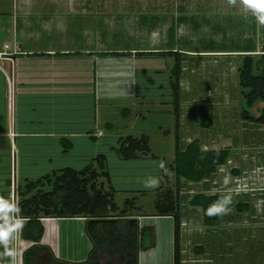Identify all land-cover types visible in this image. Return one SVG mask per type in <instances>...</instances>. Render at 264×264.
Here are the masks:
<instances>
[{
    "label": "crops",
    "instance_id": "0c3cea01",
    "mask_svg": "<svg viewBox=\"0 0 264 264\" xmlns=\"http://www.w3.org/2000/svg\"><path fill=\"white\" fill-rule=\"evenodd\" d=\"M223 24L229 32L232 27V34L235 25L242 24L244 39L250 45L192 47L198 31L213 35V26ZM253 24L254 30L258 25L261 29L253 9L240 0L235 5L228 0H0V197L11 202L13 175L19 193L29 181L65 167L83 170L108 153L109 146L115 151V143L131 136L128 133L133 129L128 125L129 130L121 132L117 130L119 123L139 119L143 116L142 105H148V94L139 87L138 72H171L173 53H177L182 66L181 148L194 139L200 140L203 149L230 148L229 159L223 164L228 168L226 194L201 185V189H190L192 195H184V181L197 186L209 176L199 182H180L181 264H234L230 259L234 242L229 237L225 242L219 234L225 229L232 232L230 225L238 221L244 225L250 222L246 213L255 193L237 191L236 186L259 185L260 194L264 192V157L251 164L254 155L251 158L244 145L247 132L255 129H248L247 120L236 118V114L221 111L211 119L213 126L224 121L226 130L219 126L217 136L200 133L201 107L207 108L208 115L214 108L212 102H196L197 83H185L183 77L188 71L209 65L207 58L215 55L235 58L264 53V45L251 42ZM7 44L10 48L5 47ZM163 78L168 79L167 74ZM167 92L172 95L171 86ZM101 130L103 134L99 135ZM258 130L262 131L260 127ZM215 137L224 138L225 143L214 145L212 142L218 139ZM242 138L246 144H242ZM71 159L78 162L76 166L70 164ZM114 160L126 159L118 154L109 158L110 182L103 176L99 179L119 205L118 195L125 190L134 192L136 182H128V178L122 182V173L112 171ZM146 174L138 173L140 178L132 179L145 180L142 178ZM165 182V186H173L169 177ZM123 183L128 185L126 189ZM160 188L163 190V185ZM142 189L144 194L150 191ZM197 193L230 199L229 211L221 214L220 224H206L203 208L190 203ZM261 208L253 214L255 224L258 216H264ZM128 214L137 218L140 228L147 232L138 264H175L174 217L157 215L155 208L140 207L128 210ZM41 221L44 232L39 242L20 234L23 264L32 247L37 250L32 264H79L90 260L94 243L87 233V217H42ZM10 246L15 248L14 240ZM3 250L0 247V252ZM4 264H10V258H5ZM94 264H117V259L104 253Z\"/></svg>",
    "mask_w": 264,
    "mask_h": 264
},
{
    "label": "trees",
    "instance_id": "16d2710c",
    "mask_svg": "<svg viewBox=\"0 0 264 264\" xmlns=\"http://www.w3.org/2000/svg\"><path fill=\"white\" fill-rule=\"evenodd\" d=\"M175 55V64L170 72L175 124L176 151L175 172L177 177L176 192L167 188L160 192L156 202L157 215H172L175 219V264H181V203L179 188L182 179L199 182L214 173L217 168L227 163L230 148L223 146L215 149H203L199 139L192 140L184 149L181 141V79L182 66L180 57ZM239 85L249 107L260 105L264 101V53L244 55L239 67ZM245 120L264 125V107L256 114L249 110L241 112ZM202 126L212 124L207 108L201 107ZM117 154L123 159L138 158L147 154L149 144L145 137L125 136L119 140ZM106 177L110 182L108 162L105 155L98 157L97 165H90L83 170L70 167L61 168L36 181H29L24 189L19 188L20 214L27 217L21 235L34 242L43 236L42 217L85 216L87 233L94 243V249L87 263L94 264L104 253L117 259V264H138L140 247L146 242L147 232L141 229L137 218L127 217L132 202L127 201L120 207L111 192L106 191L99 178ZM47 188V189H45ZM221 200L219 194L197 193L190 200L193 205L203 208L204 221L208 225L221 223V214L208 215L209 206ZM151 231V230H150ZM150 246L153 245L151 241ZM36 248L32 247L24 256L25 264H32ZM65 264V263H63ZM67 264V263H66Z\"/></svg>",
    "mask_w": 264,
    "mask_h": 264
},
{
    "label": "rangeland",
    "instance_id": "374dc122",
    "mask_svg": "<svg viewBox=\"0 0 264 264\" xmlns=\"http://www.w3.org/2000/svg\"><path fill=\"white\" fill-rule=\"evenodd\" d=\"M236 31L232 34V30L230 27V32L227 30V25H215L213 31L215 34H209L204 30L198 31V39L194 41V45L192 47L198 48H243L244 46L250 45L248 40L244 39V26L242 24L235 25ZM264 25H258L257 30L255 29V25L253 24V31H251L253 39L251 42L253 44H262L264 45ZM196 35V36H197ZM258 40V42H257ZM192 43V42H190ZM196 44V45H195ZM191 46V45H190ZM243 56H235V58L225 55H215L211 58H207L209 65L204 66L202 69H195L194 71H188L185 73L183 80L185 83H197V95H194L196 98V102H212L211 108L216 109V107H220V109L214 110L213 114L209 117H214L218 112L223 111L224 113H228V115L236 114V118L241 116V112L244 110H249L252 114H256L258 112V108L264 107V101L259 102L260 105H256L255 107H249L246 102V98L242 93V89L239 85V67L241 65ZM230 59V61H229ZM206 61V58H205ZM229 62V63H228ZM210 63H213L212 67ZM207 64V63H206ZM219 66L220 69L218 71L214 69L216 66ZM223 67V68H222ZM213 68V69H212ZM225 68V69H224ZM229 70H228V69ZM169 73V74H168ZM167 74L168 79L163 78L164 75ZM170 72H160V73H152L147 75L144 71L138 72L139 79V87L141 91L148 94L149 98L146 101L147 104L142 105V113L139 119L134 121L133 118H129L130 120H124L120 122L119 131H126L128 125H132L133 129L130 134L133 138H142L145 137L149 144V150L146 155H143L138 158L126 159L121 162L111 161V164H114L115 167H111L112 171L115 173H122L119 175L122 182H136L135 183V191H121V194L118 195V203L121 206H125L127 201L132 202V207L128 208V210L137 209L138 207L143 208L145 210H152L155 208L156 210V202L160 195L162 189L160 186L163 185L164 189L170 188L173 192H176V184L177 177L175 168V151H176V124H175V113H174V105H173V97L172 95H168V88H170ZM161 78V79H159ZM203 87L201 86L202 81ZM172 91V89H171ZM162 101L164 103H162ZM166 102V103H165ZM148 109H145V107ZM241 121V118H240ZM242 121H244L242 119ZM224 121L220 120L219 126L223 131H225ZM130 123V124H129ZM216 123V122H214ZM247 128H253L255 130L247 132L249 134L245 140H247V145L245 150L249 153L250 157L254 158L250 161L251 164H256L260 162L258 158L264 157V125L258 123H250L249 120L246 121ZM218 125H209L202 126V132L205 135H215L219 134ZM259 127L262 131H259ZM106 133L109 132L108 128H105ZM129 136V135H127ZM125 137V136H123ZM122 138V137H121ZM216 142H212L214 145H222L224 144V138L215 137ZM244 139L242 138V144H246ZM120 142L115 143V151L110 149L109 146L108 153L104 152L107 157L108 162V171H109V158H113L116 156V148H119ZM108 155V156H107ZM143 160L135 161L134 159ZM264 160V159H263ZM164 161L166 163L169 174L165 175L163 171L159 169V162ZM77 161H73L71 159L70 164L76 166ZM144 164V165H143ZM97 165V161L94 164ZM142 168V169H138ZM146 169V175L142 179H146L149 176H162L163 179L158 188L148 191L144 194L143 181L144 180H133L132 177L136 176L138 173L145 172L142 171ZM227 164L221 165L217 168V170L212 173L209 178L200 185H193L190 182L184 181V186L182 190L184 191V195H192L190 189H201L202 186L208 185L211 188L212 192H219L226 194L228 180H227ZM141 171V172H140ZM137 173V174H136ZM124 174V175H123ZM171 179L173 181L172 187L165 186L166 179ZM104 181H108L103 178ZM186 180V179H184ZM100 182V179L98 180ZM188 181V180H187ZM123 183V187L126 189L127 184ZM125 184V185H124ZM165 184V185H164ZM259 185L254 184H237V191H241L242 189L248 190V193H255L254 203H249L250 209L247 211L246 215L250 219V222L247 224L233 223L230 226L233 227L231 229L232 232H226V229L223 232H220L219 236L223 237V240L226 242L228 237L234 242L233 249L230 253L231 260H233L234 264H264V216L258 219V224L253 223L254 212L258 211V208L262 206L261 209H264V192L260 194V190L257 188ZM256 188V190H249L250 188ZM145 188V187H144ZM143 190L142 192L139 190ZM163 189V190H164ZM147 190H149L147 188ZM186 193V194H185ZM262 196L263 202L260 201V197ZM183 197V196H182ZM185 200V197L183 198ZM187 201V196L186 200ZM238 201V199H237ZM151 208V209H148ZM245 214L243 213V216ZM238 220V219H237ZM252 220V221H251ZM228 225H225L227 228ZM224 229V227H222ZM222 241V240H221ZM227 255V254H226Z\"/></svg>",
    "mask_w": 264,
    "mask_h": 264
},
{
    "label": "clouds",
    "instance_id": "9594fccd",
    "mask_svg": "<svg viewBox=\"0 0 264 264\" xmlns=\"http://www.w3.org/2000/svg\"><path fill=\"white\" fill-rule=\"evenodd\" d=\"M228 3L235 5L237 0H228ZM241 4L245 6H250L255 15L258 23L264 24V0H253V3H248L247 0H240ZM159 169L164 172L165 175L169 174L166 163L164 161L159 162ZM162 176H149L143 181V187L149 189H156L160 186ZM230 203L229 198H223L213 205L209 206L208 215L224 214L229 209L227 205ZM21 209L15 203L6 201L4 198L0 197V221H7V223L0 222V247L4 250L0 252V264H4L5 258H10V264H15L16 251L10 245L15 239V235L18 234L22 228V224L16 223V218L19 216ZM15 224V227L11 225Z\"/></svg>",
    "mask_w": 264,
    "mask_h": 264
},
{
    "label": "built area",
    "instance_id": "2783aa9c",
    "mask_svg": "<svg viewBox=\"0 0 264 264\" xmlns=\"http://www.w3.org/2000/svg\"><path fill=\"white\" fill-rule=\"evenodd\" d=\"M5 47L10 48V45L7 44V45H5ZM1 55H3V53H1ZM98 134L102 135L103 131L102 130L99 131ZM17 186H18L17 178H15V175H13V177H12L11 202L15 203L16 205L19 206V193L17 190ZM27 220H28L27 217H24L19 213V216L16 218V223L23 225ZM13 227H15V224H13ZM20 234H21V231L15 235V239H14V243H15L14 249L16 251L15 264H23L22 252H21V248H20Z\"/></svg>",
    "mask_w": 264,
    "mask_h": 264
},
{
    "label": "snow or ice",
    "instance_id": "6c2138e0",
    "mask_svg": "<svg viewBox=\"0 0 264 264\" xmlns=\"http://www.w3.org/2000/svg\"><path fill=\"white\" fill-rule=\"evenodd\" d=\"M247 2L251 4V3H253V0H247Z\"/></svg>",
    "mask_w": 264,
    "mask_h": 264
}]
</instances>
